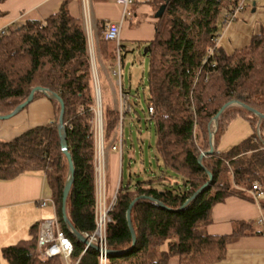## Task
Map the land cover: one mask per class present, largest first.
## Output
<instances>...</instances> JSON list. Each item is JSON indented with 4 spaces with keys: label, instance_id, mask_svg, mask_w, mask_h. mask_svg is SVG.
I'll return each instance as SVG.
<instances>
[{
    "label": "trees",
    "instance_id": "obj_1",
    "mask_svg": "<svg viewBox=\"0 0 264 264\" xmlns=\"http://www.w3.org/2000/svg\"><path fill=\"white\" fill-rule=\"evenodd\" d=\"M155 1L157 6L163 2ZM237 2L167 0L163 14L156 18L154 36L144 44V53L149 55L148 95L144 98L147 109L153 107L148 122L154 123L156 161L161 167L153 177L120 184L106 225V245L113 251L107 254L106 264H167L172 257L178 264L218 263L225 258L229 243L254 233L247 229L250 222L241 225L246 229L239 227L227 235H211L205 230L216 203L231 195L249 198L253 181L264 190V119L259 121L253 112L233 104L218 116L216 126L213 122L219 108L232 99L264 113V33L253 35L247 46L231 54L214 42ZM4 28L0 37V114L12 111L35 86L62 98L67 150L74 165L66 212L74 228L87 236L95 229L94 114L90 109L95 97L83 26L70 14L67 0H62L43 19L27 17ZM115 50L113 42L100 39L99 51L107 66L114 65ZM40 96L47 97L36 92L33 99ZM49 100L54 107L49 122L11 140L0 139V179L43 171L57 220L72 242L71 261L99 264L97 250L84 249L62 220L68 165L56 128L59 104ZM136 106L132 99L129 115L136 112ZM102 114L104 134H108L115 128L118 113L106 107ZM236 117L249 123L251 134L225 151L218 150L221 135ZM210 130H215L214 150L199 163L201 152L209 149ZM207 171L212 174L209 188L182 207L208 180ZM173 177H179L181 184L171 183ZM139 195L153 199H139L131 208L136 235L132 244L125 213ZM260 204L264 207V199ZM37 234L34 224L29 238L3 247L7 263L63 264L58 257L39 255ZM124 249L122 254L114 253Z\"/></svg>",
    "mask_w": 264,
    "mask_h": 264
},
{
    "label": "crops",
    "instance_id": "obj_2",
    "mask_svg": "<svg viewBox=\"0 0 264 264\" xmlns=\"http://www.w3.org/2000/svg\"><path fill=\"white\" fill-rule=\"evenodd\" d=\"M61 1L5 0L0 3V28L18 23L27 17L43 19L49 16ZM67 3L70 14L81 21L86 38L89 36L93 41L94 70L98 81L104 77L114 95L112 103L104 102L101 96L102 110L106 107L116 110L117 90L113 87L112 79H115V76L111 73L113 65L107 68L101 57V32L109 22H120V42L124 55L136 43L144 46L145 42L154 36V14L158 3L155 0L134 2L127 7L129 14L124 18L122 6L116 0H89L88 13L84 10L83 0H67ZM260 33H264V0H253L236 19L225 24L217 46L225 53L231 54L247 46L251 37ZM114 85L116 86V79ZM53 116L54 107L51 101L44 96L36 97L17 114L0 119V139L11 140L29 128L49 122ZM251 132L249 123L241 117H236L221 135L218 150L225 151L248 137ZM117 136L115 128L110 133L103 134L106 203L110 202L120 184L124 183L123 146L120 151L111 149ZM157 172L151 176H155ZM131 176L129 171L127 181L132 182ZM249 195V198L231 195L212 207L211 221L205 226L208 234H231L239 227L246 229L241 226L246 222H250L247 229L254 231L253 234H243L229 243L225 258L212 264H264V207L260 204L261 200L255 199L250 191ZM50 197L51 192L41 170L23 172L11 179H0V264H8L1 253L3 247L29 238L31 226L37 224L39 228L41 221L55 215V208L51 204L48 206L49 202L45 206L39 204L41 199ZM167 264H178V260L172 257Z\"/></svg>",
    "mask_w": 264,
    "mask_h": 264
},
{
    "label": "built area",
    "instance_id": "obj_3",
    "mask_svg": "<svg viewBox=\"0 0 264 264\" xmlns=\"http://www.w3.org/2000/svg\"><path fill=\"white\" fill-rule=\"evenodd\" d=\"M119 5L122 6L123 18L126 17L129 12L127 7L137 1L146 0H116ZM253 0H238L236 6L232 9L228 15V21H233L239 14L247 8V6ZM84 10L86 13L89 11V0H83ZM227 21V22H228ZM5 32V28H0V37ZM218 38L214 39L215 45H217ZM101 39L105 41H110L115 44V60L112 66L111 73L116 78L117 86V107L116 111L118 113L117 123L115 125V130L117 132L116 143L112 145V150H121L123 145V135H122V125L124 117L127 116L132 110V98L130 93L124 89L122 82V47L120 42V22H109L106 27L101 32ZM87 51L91 63L92 71V81L94 88L95 103L90 108L94 114L92 133L94 141V190H95V229L94 231L87 235L89 240L94 244L98 245V258L99 264H106L107 257V245H106V225L110 221L109 212L116 203V194L113 195L110 202L106 203L105 200V184H106V167L104 159V147H103V114L101 107V94L100 86L97 74L94 70L95 64V48L91 37L87 38ZM148 113L153 114V107L148 106ZM255 199H264V190H262L260 184L257 181H253L251 188L249 190ZM50 203L53 208H55L52 198H45L39 201L41 206H45ZM88 246L84 245V249ZM72 242L65 234L64 230L60 226L56 215L51 218L41 221L38 234H37V249L39 255L43 258L47 257H58L64 264H76L71 261L72 254Z\"/></svg>",
    "mask_w": 264,
    "mask_h": 264
},
{
    "label": "rangeland",
    "instance_id": "obj_4",
    "mask_svg": "<svg viewBox=\"0 0 264 264\" xmlns=\"http://www.w3.org/2000/svg\"><path fill=\"white\" fill-rule=\"evenodd\" d=\"M138 45V43L134 44L125 55L122 53L121 74L123 86L130 91L132 99L137 103L136 112L125 116L122 125L124 139L122 145L124 159L122 170L124 183L128 179L129 171L132 175V181H137L154 175V173L160 171L161 167L160 163L158 164L156 161L154 123L151 120L148 122L150 115L147 112V101L144 98L148 95L149 55L144 53L145 46L141 47ZM115 79H112L113 87L117 90V86L114 85ZM99 85L104 102L112 103L114 95L111 92L108 81L101 77ZM130 154L132 157H130ZM129 158H132V160L130 161ZM175 181L181 184L179 177L170 178L171 183ZM49 205L50 203H48Z\"/></svg>",
    "mask_w": 264,
    "mask_h": 264
},
{
    "label": "water",
    "instance_id": "obj_5",
    "mask_svg": "<svg viewBox=\"0 0 264 264\" xmlns=\"http://www.w3.org/2000/svg\"><path fill=\"white\" fill-rule=\"evenodd\" d=\"M166 2L167 0H163V2L158 6L154 16L157 18V17H161V15L163 14L164 12V9L166 7ZM146 51V49H144V52ZM36 92H41L43 93L44 95H46L49 99H54L58 102L59 104V112H58V117H57V125H56V128H57V133H58V137H59V144H60V148H61V151L62 153L64 154L66 160H67V165H68V171H67V178L65 180V183H64V187H63V190H62V198H61V212H62V220H63V223L66 225L67 229L69 230V232L78 240V241H81L84 245L87 244L88 247H92L94 248L95 250H98V245L94 244L93 242H91L89 240V238L86 236V235H83L81 233H79L75 228L74 226L72 225V223L70 222L68 216H67V212H66V202H67V198H68V195H69V191H70V188H71V184L73 182V176H74V165H73V161H72V158H71V155L69 153V151L67 150V143H66V135H65V128H64V121H63V115H64V102L62 100V98L55 92H50L47 88L45 87H41V86H35L33 87L28 96L26 97V99L19 103L16 107H14V109L12 111H10L9 113L7 114H0V119H7L15 114H17L19 111H21L25 106H27L32 100H33V97H34V94ZM233 104H237V105H240L242 106L243 108L253 112L254 114H256L258 116V119L259 121L261 119H264V113H261L259 112L258 110H255L241 102H239L238 100H235V99H232L230 101H227L226 103H224L220 108L219 110L217 111V113L214 115L213 117V122H214V126H216L217 124V118L218 116L223 112V110L225 108H227L228 106L230 105H233ZM215 130H210L209 131V149L205 152H201V154L199 155L198 157V162L201 163V159L203 157L204 154L208 153H212L214 148H213V134H214ZM207 174H208V180L205 181L201 187H199V189L191 196L189 197L185 202L184 204L182 205L185 206L186 204H188L191 200H193L199 193L203 192L204 190L208 189L211 182H212V174L207 171ZM142 198H148V199H153L152 197H149V196H145V195H139L137 197H134L128 207H127V210H126V222H127V226H128V229L130 231V235H131V239H132V244L135 243L136 241V235H135V231H134V228H133V225H132V221H131V208L132 206L134 205V203L139 200V199H142ZM159 204H161L162 206H164L162 203L159 202ZM111 253L113 251H110L108 249L107 253ZM126 252V249L124 250H118V251H115L114 253L116 254H122Z\"/></svg>",
    "mask_w": 264,
    "mask_h": 264
}]
</instances>
